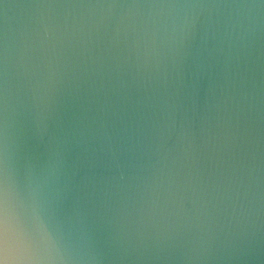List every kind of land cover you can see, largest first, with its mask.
<instances>
[{
  "label": "water",
  "instance_id": "obj_1",
  "mask_svg": "<svg viewBox=\"0 0 264 264\" xmlns=\"http://www.w3.org/2000/svg\"><path fill=\"white\" fill-rule=\"evenodd\" d=\"M0 264H264V0H0Z\"/></svg>",
  "mask_w": 264,
  "mask_h": 264
}]
</instances>
